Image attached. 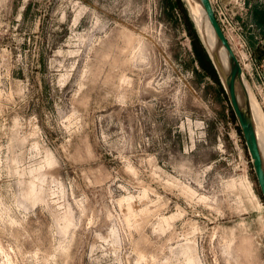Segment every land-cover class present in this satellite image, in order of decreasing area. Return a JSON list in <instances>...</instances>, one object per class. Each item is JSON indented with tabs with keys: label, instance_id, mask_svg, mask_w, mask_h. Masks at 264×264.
<instances>
[{
	"label": "rangeland",
	"instance_id": "obj_1",
	"mask_svg": "<svg viewBox=\"0 0 264 264\" xmlns=\"http://www.w3.org/2000/svg\"><path fill=\"white\" fill-rule=\"evenodd\" d=\"M210 1L262 110L263 0ZM200 41L185 0H0V264H264Z\"/></svg>",
	"mask_w": 264,
	"mask_h": 264
},
{
	"label": "water",
	"instance_id": "obj_2",
	"mask_svg": "<svg viewBox=\"0 0 264 264\" xmlns=\"http://www.w3.org/2000/svg\"><path fill=\"white\" fill-rule=\"evenodd\" d=\"M201 6L203 15L209 24L216 46H213L210 50L212 59L211 63L219 76V70L221 69L219 60L217 58L216 47L219 45L226 54L228 61V71L223 75V80L220 78V82L224 89L227 101L230 105L234 118L240 130V134L244 141L247 153L250 158L251 167L255 176L256 183L258 185L260 195L264 202V166L257 144V138L255 134V128L250 112L249 99L247 91L244 86L242 67L232 49L225 35L223 34L217 19L215 17L213 7L210 0H197ZM199 34H202V25H199ZM218 70V71H217ZM242 94V102L239 99V93Z\"/></svg>",
	"mask_w": 264,
	"mask_h": 264
},
{
	"label": "bare ground",
	"instance_id": "obj_3",
	"mask_svg": "<svg viewBox=\"0 0 264 264\" xmlns=\"http://www.w3.org/2000/svg\"><path fill=\"white\" fill-rule=\"evenodd\" d=\"M185 2H186L187 7H188L190 19L193 22V24L196 28V31L199 35V38L201 40L200 42L205 47V50H206L207 55L209 56V59L210 58L212 59L210 50L213 46H216L217 44H215L216 41L214 39L213 32H212L209 24L207 23L204 15H203L201 6L197 0H185ZM200 24L202 25V32H203L202 34H199V30H198ZM215 49H216L217 58L219 60V64L221 67V69L218 72L219 77L223 80V75L226 73V71H228V68H229L227 57H226L225 51L219 45ZM244 86H245V89L247 91V95H248V99H249L250 112H251V116H252V120H253V124H254V128H255V134H256V138H257V144L259 146V150L261 153L263 166H264V114H263L261 108L259 107L256 99L254 98L255 96H253L251 94V92H250V90H249V88L245 82H244ZM238 93H239L240 102H242V97H241L242 94L240 91ZM129 206H130V204H129ZM165 221H166V219H165ZM187 252H189V251L186 250V253ZM189 256H190V254L188 256H186V261H187L186 263L195 264L194 259H193L194 257L191 258L192 256L191 257H189Z\"/></svg>",
	"mask_w": 264,
	"mask_h": 264
},
{
	"label": "built area",
	"instance_id": "obj_4",
	"mask_svg": "<svg viewBox=\"0 0 264 264\" xmlns=\"http://www.w3.org/2000/svg\"><path fill=\"white\" fill-rule=\"evenodd\" d=\"M220 28H221V26H220ZM221 30H222V28H221ZM253 87L257 92V96L260 100V104L262 107V112L264 114V71L262 73H257V81L255 82Z\"/></svg>",
	"mask_w": 264,
	"mask_h": 264
},
{
	"label": "crops",
	"instance_id": "obj_5",
	"mask_svg": "<svg viewBox=\"0 0 264 264\" xmlns=\"http://www.w3.org/2000/svg\"><path fill=\"white\" fill-rule=\"evenodd\" d=\"M262 4L260 6H256V8H260L261 9V13L264 14V0L263 1H260ZM262 15V14H261ZM264 18V16H262ZM262 23L264 24V19H262Z\"/></svg>",
	"mask_w": 264,
	"mask_h": 264
}]
</instances>
